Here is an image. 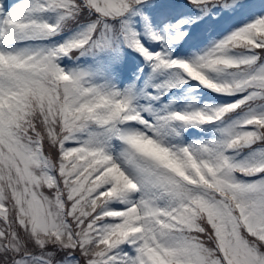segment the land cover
<instances>
[{"label": "snow or ice", "instance_id": "1", "mask_svg": "<svg viewBox=\"0 0 264 264\" xmlns=\"http://www.w3.org/2000/svg\"><path fill=\"white\" fill-rule=\"evenodd\" d=\"M0 264H264V0H0Z\"/></svg>", "mask_w": 264, "mask_h": 264}]
</instances>
